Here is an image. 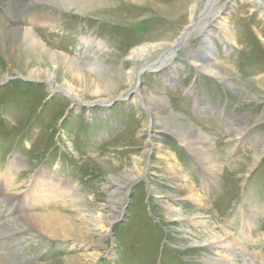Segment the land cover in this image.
I'll use <instances>...</instances> for the list:
<instances>
[{
    "label": "rangeland",
    "instance_id": "374dc122",
    "mask_svg": "<svg viewBox=\"0 0 264 264\" xmlns=\"http://www.w3.org/2000/svg\"><path fill=\"white\" fill-rule=\"evenodd\" d=\"M226 2L228 29L214 20L172 54V65L140 72L159 51L130 58L131 50L173 42L198 20L204 0H0V210L10 207L24 243L16 256L23 260L13 264L230 260L190 238L210 234L242 249L234 264L255 253L264 259V0L217 6ZM25 32L85 78L70 80L65 65L58 66L68 71L62 81L33 77L56 67L36 45L23 53L18 35ZM212 53L223 78L196 64ZM103 83L108 95L80 92ZM69 88L78 96L66 95ZM126 169L139 177L118 186L113 180ZM38 183L52 188V204L31 206ZM185 186L204 205L174 201ZM64 188L69 195H61ZM164 201L186 217L207 216V228L170 219ZM49 212L86 230V238L50 235L31 219ZM100 214L112 219L109 226L97 223Z\"/></svg>",
    "mask_w": 264,
    "mask_h": 264
},
{
    "label": "bare ground",
    "instance_id": "6f19581e",
    "mask_svg": "<svg viewBox=\"0 0 264 264\" xmlns=\"http://www.w3.org/2000/svg\"><path fill=\"white\" fill-rule=\"evenodd\" d=\"M62 1H64V0H62ZM71 1H74V0H65V2H68L69 4H71ZM199 1H201V0H196V4H198ZM217 1L218 0H204V5H203V8H202V11H201V14H200V17L198 18V20L190 22V24H188V26H186L183 29L181 34L173 42H162V43H157V44H151V45H148V46H141L140 45V46H137L136 48L132 49L131 53H130V56H129L130 58L134 57V56L141 57L144 54H147L149 52H157V51H159V52H157L158 55H156L157 57H156L155 61L153 63H149L148 60H147V62L144 65H142V67L140 69V72L148 71V70H152V71L156 72V71L162 70L163 68H167L166 66H168L170 64L172 65V54L176 50H178L180 48L182 49V48L185 47L187 39L189 38L190 35H192L195 32L202 33L203 31H205V27L207 25H209L210 23H212V21H214V20H218V22H220L221 27H225V28L228 29L229 26L226 24L224 16L228 15V13H229V4L226 2V3L221 4L220 6H217ZM196 4L192 5L191 13H193ZM204 18H208V20H207V22L205 24H201V21ZM204 36H205V39H207V40H204L205 43H206V46L207 47L209 46V49L213 48L214 44H213V41L211 40L210 35L205 34ZM227 36H229V35H227ZM206 37H208V38H206ZM18 38H19L20 44H21V46L23 48V53H27L29 50L32 51L33 50L32 48L36 45L35 47H37L39 49V51L42 50L43 52H45L48 55V58L50 60V64H53L56 67L55 71L54 70H50V68H48L46 70H43L42 72L36 70V73L35 72L32 73L33 77L38 78V79L44 77L47 80H49V82L51 80H53V81L54 80L62 81V79H63L62 77L63 76L65 77L66 75H68L67 72L69 71L71 73V76H73V78L70 77L71 78L70 80L74 79V81H79L80 79L83 80L85 78L84 75L78 71V69L76 68V65H75L74 62H68L65 65V60L62 61L61 63L56 61L54 56L52 54H49V52L44 49L43 45L37 44L38 41L35 39V37H33V36L30 37L29 33L25 32L23 34V36H21V34H20V35H18ZM24 56H25V54H24ZM215 60L216 59L213 58V53H212V55L208 56L206 60H197L196 64L202 71L208 73L209 75L214 76V77L223 78L224 76L220 73V71L211 64V63H214ZM60 65L61 66L65 65V67H66V69L68 71L67 72L66 71L63 72V71L59 70L58 66H60ZM60 74H61V76H60ZM63 84H65V83H61V85H63ZM103 85H104L105 88L102 89V90H92V89H85V88L82 89L81 88L82 90L80 92H84L85 93L86 91H88V92H91L90 95H92V96H97L95 94L108 95L109 90H107V87H108L109 83H103ZM64 86H67V85H64ZM65 94L66 95H70L71 97H73V95H74V97L78 96L74 92V90H72V89H70L68 91V93H65ZM160 113H161L160 114V116H161L162 112H160ZM172 126L173 125H170V128H173L174 131L177 132L176 124L174 123V126L173 127ZM167 129H169V128H167ZM169 130H171V129H169ZM158 141L159 142H158V144H156V146H157V148H160L159 143H161V142H160L159 139H158ZM200 142H202V141H200ZM148 144L151 147H155V144H153L151 141H149ZM200 148H201V146H200ZM198 152H200V151H198ZM204 155H205V153H204ZM130 169H126V170L118 173V177L114 178L113 181H115L118 184V186H121V185H124L126 183L132 182L133 180L137 179L139 177L137 172L135 170L132 171ZM174 172H175V176H176L178 174V172L177 171H174ZM177 180L179 182H182L184 179H183V177L178 176ZM41 181H42V178H41ZM38 185H39V183H38ZM34 186H36V189H37V184L34 185ZM65 188L61 190V195H66L67 196L70 193ZM49 189H52V188L49 187V186L48 187L47 186L44 187V184H40L39 185V189H37L36 191L38 193H41V194H39L40 195L39 198H38V196H36V199H35V196L33 197L32 202H30L31 206L33 204L34 205H38V206L42 205V204H44V206L52 204L54 200L52 201L51 198H50L51 195L48 194V192H49L48 190ZM54 189L55 188H53V190ZM192 190H191V188L189 189L188 187L185 186V190L183 192L184 195H182V196L181 195H175V196H172V197L174 198V201H177L179 204H181L182 203L181 201H183V200H187V199L189 200L190 199V200L195 201V203L198 204L199 207L204 205L203 204V200L201 198H198L196 196V194H194L192 192ZM52 193H54L55 198L61 199L62 196H60V192L53 191ZM59 196H60V198H59ZM160 198H162V197L160 196ZM55 202H57V201L55 200ZM163 203H164L163 204L164 207L166 208L165 210L167 212L168 217L170 216V219H177V220H179L181 222H184V221L186 222L187 221L188 223L192 224L194 227L196 226V227H201V228H205V229L207 228L206 225H207L208 219H209L207 216L206 217L205 216L201 217L200 214H190V216L187 215L188 217H186V216H184L183 214H181L179 212L177 206L175 207V205H176L175 203L170 204L168 201H164ZM27 205H28V203H27ZM13 206H14V204H13ZM10 211H12L10 209V207L9 208L6 207L5 209L3 208V210H0V225H4V227L0 226V264H6V263L13 264V263H17V262H20V261L23 260V258H16V256L20 253L21 245H23L24 243H23V240H22L23 236L20 237L18 234L14 235V233H16L17 231H14L13 227L11 226L12 220L9 218L10 214H11ZM55 212H52V213L49 212V213H46V214H42V213L39 214L38 213V214H36V216L33 215L31 219H33L36 222L37 226L38 225L41 226L43 228V230L45 232L49 233L50 235H52L53 232L60 230L61 231L60 235H63V236L71 235L73 238L74 237L75 238L79 237L81 239L82 238H84V239L86 238V234H88L86 230L82 231L79 228V226L71 224L70 221L66 220L67 218H65V219L63 217L61 218L62 215L60 216L58 213L54 214ZM94 218L96 219L97 223H99V225L102 226V227H104V225L109 226L110 223L112 222L111 218H105L101 214L99 216H97V217H94ZM106 232H108V231L106 230ZM54 238H55V236H54ZM66 238H68V237H66ZM190 238L193 240V243L195 245L206 246L208 248V250H212L214 255L217 254L219 249H221L223 252L227 253L226 256L229 257L230 260L220 259L217 256L216 257L212 256L210 258V261H212V262H214L216 264H234V262L236 261L235 256L237 254H239V252L242 250L239 247L231 245L230 241L232 239L229 241V240H226V239H224L222 237H218L217 234H216V236L214 234H210V236H207V237L203 238L202 239L203 241H199L201 239V237L194 238V237L190 236ZM9 254H11V255H9ZM255 254L250 256L251 258L247 259V257H246L245 261L249 262L248 264H264L263 257L259 256L258 254H256V255Z\"/></svg>",
    "mask_w": 264,
    "mask_h": 264
}]
</instances>
